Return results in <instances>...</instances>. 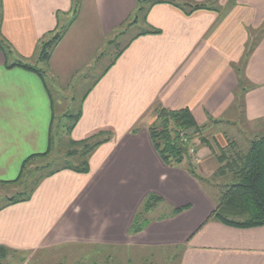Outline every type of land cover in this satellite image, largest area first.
Returning a JSON list of instances; mask_svg holds the SVG:
<instances>
[{"label": "crops", "instance_id": "obj_1", "mask_svg": "<svg viewBox=\"0 0 264 264\" xmlns=\"http://www.w3.org/2000/svg\"><path fill=\"white\" fill-rule=\"evenodd\" d=\"M78 1V13L42 67L41 80L11 66H35L40 39L56 28L57 15L60 24L72 16V0H0V43L6 40L15 52L8 59L0 50V185L13 184L25 159L47 151L56 107L52 90L63 93L93 77L69 138L112 134L92 153L87 174L62 170L43 180L28 201L0 208V247L14 252L8 258L18 263L38 253L92 246L167 251L175 264H264V226L239 229L207 221L212 198L183 165L162 163L147 132L156 104L188 108L199 126L213 119L236 127L238 112L248 127L264 126V0L156 4L144 24L160 33L131 41L137 33L132 35L97 77L92 72L100 51L127 28L136 0ZM187 3L209 8L186 14L180 7ZM254 38L238 74L235 68ZM222 132L215 131L210 149L195 140L198 176L216 170L214 150L226 145ZM150 193L163 202L149 214L152 221L131 235L135 213ZM180 207L187 209L158 220L168 208Z\"/></svg>", "mask_w": 264, "mask_h": 264}, {"label": "trees", "instance_id": "obj_2", "mask_svg": "<svg viewBox=\"0 0 264 264\" xmlns=\"http://www.w3.org/2000/svg\"><path fill=\"white\" fill-rule=\"evenodd\" d=\"M214 1V0H212ZM72 16L61 24L62 15H57L56 28L45 34L39 41L36 50V64L37 66H30L27 64L17 63L11 67L18 66L22 69L32 71L36 73L41 80L44 77V70L42 67H46L55 50L67 31L69 25L76 17L79 9V1L72 0ZM168 3L171 4L172 0H136V11L133 21L128 27L138 24V20L141 18L143 23L146 19L147 11L156 4ZM146 5V6H144ZM208 6V5H207ZM209 8V7H208ZM205 5L199 4H185L180 7L186 14H190L193 11L199 9H208ZM60 17V18H59ZM0 21H1V5H0ZM160 31L146 25L145 30L138 32L132 39L139 36L152 34L157 35ZM256 38L252 39L245 48V53L242 62L235 68L238 74H241L243 67L245 66L249 54L255 46ZM128 43L117 54V59L122 52L127 48ZM0 50L4 57H7L9 53V46L4 47L3 43H0ZM110 62L109 65H112ZM242 84V81H240ZM246 87L242 88L244 91ZM152 113L155 115L154 122L147 128L150 142L159 156L162 163L167 167H180L183 165L185 171L195 178L199 184L206 183L203 177L197 175L195 167L193 165V156L196 152V142L205 145L209 149L214 141L213 134L215 131L223 130L227 126L217 120L209 119L210 124L206 126H199L193 115L188 108H182L177 110H168L159 104H156ZM81 110L74 116V121L68 127L67 133L70 134L74 126L76 125ZM220 130V131H221ZM136 132L135 130L133 133ZM225 134V132H222ZM112 134L110 132H100L85 140L74 142L70 140L71 145H82L83 149L80 155L84 160L78 166L74 167H62L60 169L49 172L45 176H51L60 170H71L76 173L85 174L88 172V158L94 152V150L104 143L110 141ZM226 145L224 147H218L214 152V157L217 162V168L211 175L212 178H225L232 179V183H223L220 186L218 194L212 197L213 209L209 214L208 220H213L222 225L239 228V229H251L264 226V135L256 136L252 140L248 141L246 147L239 146L238 141L231 140L228 135L224 136ZM211 138V140H210ZM213 141V142H211ZM53 142L52 137V125L49 134L48 148L43 154L29 156L25 159L21 165V170L17 179L10 183L18 182L28 172L25 171V167L34 159L45 158L48 156L51 150V144ZM215 144V143H214ZM76 154L75 152L68 153V155ZM32 193V192H31ZM30 193V194H31ZM30 199V195H18L17 197H9L6 200V204L3 207L14 205L21 202H26ZM163 202V200L155 194H148L141 202L132 223L129 227V234L134 235L141 232L152 220L149 219V214ZM2 207V208H3ZM185 207L180 208H168L167 213L160 215L158 220L173 217L182 213ZM14 252L7 250L4 247H0V264L4 260H7L9 256H12ZM14 256V255H13ZM129 262V261H128Z\"/></svg>", "mask_w": 264, "mask_h": 264}, {"label": "rangeland", "instance_id": "obj_3", "mask_svg": "<svg viewBox=\"0 0 264 264\" xmlns=\"http://www.w3.org/2000/svg\"><path fill=\"white\" fill-rule=\"evenodd\" d=\"M133 18L134 15L127 24V28L115 32V39L111 44L102 48L98 55L100 60L93 66L92 76L96 75L95 77H97L102 74L108 64L115 59L116 54L127 45L126 43L129 38L140 30L146 28L141 18L138 20V25L136 27L134 25L128 27L133 21ZM61 24L63 25V23ZM2 43L4 47L9 46L7 58H14L15 54L13 53L15 52L11 49L10 44L6 40ZM32 64L37 66L35 62ZM42 70L46 72L45 69ZM92 79L94 78L92 77ZM92 79L85 81L81 78L75 81L73 85L71 84L70 88L67 91H63V93H56L55 90H52V96L56 107H54L53 112V142L51 144L50 153L45 158H38L31 161L25 167V171L28 172V174L24 175L20 181L13 184L0 185V208L6 204V200L9 197H17L22 194L23 196L30 195L31 198L33 191L43 180L56 174L54 173L51 176H45L49 172L60 169L64 166L76 167L84 160L83 156L80 155L83 146H74L70 144V134L67 133V129L74 121V116L78 114L81 107V100L86 90L90 87L89 84ZM152 112L153 111H151L148 116L153 118L154 122L155 115ZM235 119L236 123L234 124H237L238 126L233 128H223V130L226 132L225 134L228 135V138L238 141L241 148L246 147L248 141L252 140L254 137L264 135V126L260 125L256 128L248 127L242 123L243 121L241 122L239 112L238 115H235ZM237 120L239 122H237ZM214 151L216 152V150ZM72 152H75L76 154L68 155V153ZM90 157L88 158V172ZM203 178L206 180V183L202 184V186L211 198L218 194L221 188L220 186H222L223 183H232L233 181L232 179L212 178V176H206ZM171 254L172 253H168L167 251L150 252L135 250L126 252L111 247L71 246L46 253H38L27 263H18V261L8 258L7 260H4L2 264H175L176 259H172L173 257H170Z\"/></svg>", "mask_w": 264, "mask_h": 264}]
</instances>
